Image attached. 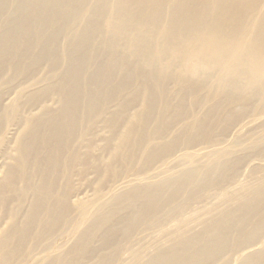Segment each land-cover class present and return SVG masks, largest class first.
<instances>
[{
  "label": "bare ground",
  "instance_id": "bare-ground-1",
  "mask_svg": "<svg viewBox=\"0 0 264 264\" xmlns=\"http://www.w3.org/2000/svg\"><path fill=\"white\" fill-rule=\"evenodd\" d=\"M47 61L53 81L30 93L27 104L35 94L31 105L56 96L59 107L30 119L16 166L7 173L11 182H0V209H6L16 197L23 203L39 175L26 219L0 235V264H19L45 226L55 230L68 222L71 194L60 190L70 186L60 188L59 178L81 161L71 147L86 137L84 123L100 117L104 128L114 127L115 115L106 117L111 103L123 99L121 112L129 116L132 94L144 95L146 108L132 117L128 139L141 145L161 136L192 115L183 100L198 103L204 83L186 73L206 66L217 70L219 94L179 132L189 138V155L181 157L189 167L109 193L93 213L82 204L84 230L48 264L120 262L127 246L132 264H264V107L259 117L244 116L251 102L264 100V0H0V77L10 68L25 79L32 66ZM162 61L167 70L180 63L188 69L179 76L161 73L154 68ZM175 80L182 100L177 105L166 87ZM168 110L174 111L169 126L152 133L150 122L163 125ZM170 147L160 144L150 152L154 157ZM82 160L100 173L112 167L86 154ZM188 209L189 221L180 220ZM167 220L178 221L167 245L135 248L142 242L139 232Z\"/></svg>",
  "mask_w": 264,
  "mask_h": 264
},
{
  "label": "rangeland",
  "instance_id": "rangeland-1",
  "mask_svg": "<svg viewBox=\"0 0 264 264\" xmlns=\"http://www.w3.org/2000/svg\"><path fill=\"white\" fill-rule=\"evenodd\" d=\"M192 48H195V46H192ZM177 59H180V57ZM164 62L162 61V64L159 67L156 66L154 69H158L157 71L161 73H168L170 75L174 73L178 76L182 72L186 73L188 69L187 66L184 67L180 63L174 66V69L167 70ZM48 63L49 61L45 62V64L32 66L28 72L30 74L29 77H25V79H20V76L16 73L14 74V71L10 68L5 69L0 77L1 183L11 182L7 173L11 167L16 166L18 148L25 135L31 129L30 119L39 120L47 111L53 112L59 107L56 96V98L51 97L31 105L30 103L34 100L35 94L31 96L29 104H27L30 93L43 90L46 84L53 81L51 75H53L54 71ZM58 71L59 69L56 70V72ZM186 74L189 75L190 80L204 83L203 88L198 93L199 102L194 103L193 99L189 98V96L183 100L184 107L189 108V115H192L189 118H184L183 116L182 119L172 124L165 134L161 136H153L141 145L138 144L136 137H133L134 142L128 139L127 131L135 123L132 117L143 112L146 108L147 100L144 95L136 99L133 94L131 98L129 96V102L133 103L131 109L128 111L129 116H125L121 112L120 104H122L123 99L111 103L106 117L115 115L116 125L114 127L104 128L100 117H96V121H98L96 123L91 124L90 122L82 125V129L87 132V135L84 139L79 138L71 147V151L77 152L78 156L81 157V161L78 160L75 169L70 174L61 171L59 178L60 188H64L66 185L70 186L68 189L60 190L71 194L69 198V206L71 208L69 220L63 228H56L54 230L53 226H45L42 230L44 233L39 240H35L36 236L33 241L32 239L30 240L26 249L27 254L19 259V264H48V259L52 255L65 253L70 250L77 242L80 233L84 230L83 225L80 224L82 217L79 207L82 204H87L88 213H93L97 206L107 201L109 193L121 192L134 184L144 181H155L158 179L156 176L158 174H165L164 176H166L189 167V159H181L183 155H189V138L186 136L179 137V132L193 118L202 116L203 112L211 107V101L219 93L215 89L217 70L214 66H206L204 69L200 68L196 72H188ZM241 83L251 88L247 78H243ZM250 85H252L251 82ZM166 87H172L170 88V93L174 94L170 102L174 105L181 104L182 100L179 97L180 85L176 80L174 85H169L167 82ZM19 102L22 103L21 108L17 113H13L10 109ZM107 104L109 103L107 102ZM263 107L264 100L253 101L248 105L244 116L247 115L249 118L259 117ZM2 110L5 111L2 112ZM173 114V110L167 111V115L163 119V125L151 119L149 130L152 133H156L159 130L166 129ZM122 144L130 145L129 148L119 147ZM160 144L171 145V147L162 150V152L153 157L150 150L157 148ZM132 147L136 149V152H134L135 156L132 155ZM146 147L148 148L147 150ZM85 154L88 157L100 158L104 161V166L112 164V167L102 173L91 167H86V164L83 165V163H86V160H82ZM120 156H123V159H120ZM32 172L35 173L36 168H33ZM33 178L28 188V197L22 204L19 203V198L16 197L10 201L8 208L0 209V235L10 228L14 222L20 223L26 219L33 201L34 187L38 183L39 175H34ZM16 186L20 189L23 188L21 182H16ZM71 188H73L72 191ZM17 211L19 212L18 215H16ZM180 220L189 221V209L180 217ZM167 222L168 220L165 222V226H156L157 228L155 229L151 228L152 230L146 229L139 232L137 239L139 241L141 239L142 242L140 241L141 244L136 245L135 248L138 250L143 245V248L148 247L152 249L155 243L166 241L164 246L167 245L171 239V233L175 232V228L178 226V221H171L168 224ZM53 230L54 234L50 237ZM153 230L154 233L151 232ZM35 232H38V230ZM140 235L143 236V239ZM128 248L129 246L125 247L122 251L121 263L115 259L106 264H132V255L129 251H126ZM90 264L105 263L100 262L98 258H94Z\"/></svg>",
  "mask_w": 264,
  "mask_h": 264
}]
</instances>
